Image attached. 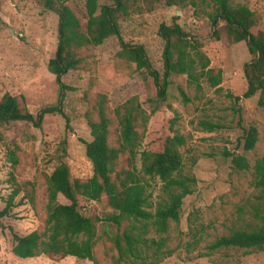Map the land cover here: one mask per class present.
<instances>
[{
    "label": "rangeland",
    "instance_id": "rangeland-1",
    "mask_svg": "<svg viewBox=\"0 0 264 264\" xmlns=\"http://www.w3.org/2000/svg\"><path fill=\"white\" fill-rule=\"evenodd\" d=\"M129 1V15L119 18L126 43L145 46L153 66L163 74L165 42L160 29L163 24L172 26L177 22L204 44L211 68L223 71L221 89L212 88L207 80H202L198 88L189 84L187 76L173 75L167 101L159 102L147 71L121 57L118 38L80 51V68L62 80L71 89L65 91L64 115H47L39 128L24 122L0 124V210L6 207L16 185L23 187L16 200L20 206L11 217L0 221V264H95L73 257L18 258L13 253L14 233L27 236L44 230L47 179L64 150L75 179L88 181L94 177V166L87 158L84 144L93 141L88 117L98 120L97 107L103 101L112 121L109 142L119 148L114 111L134 97L139 98L149 126L158 107H171L178 120L175 130L186 138L185 146L179 149L184 164L182 174L197 180L194 195L184 201L179 223L171 221L167 232H160L152 223L148 225L146 238L150 242L165 241L159 255L168 257L160 264H264V250L210 249L217 240L235 231L251 232L261 226L256 210L264 208V198L255 186V166L264 159V107L259 105V96L242 102L236 100L247 91L244 68L253 59L247 42L238 40V32L230 33L224 21L214 28L211 16L217 0H184L174 7L167 0ZM231 3L249 8L256 20L252 33H264V0H231ZM45 4L46 0H0V103L10 94L19 98L35 117L43 109L59 106L62 93L57 77L49 69L58 50L60 19ZM99 5L110 6L113 1L99 0ZM67 6L86 30V0H68ZM206 124L221 125L224 129L211 132ZM252 127L257 128L259 141L254 150L246 151L245 130ZM229 154L246 158L250 170L237 169ZM137 168L150 185L153 193L150 211L156 213L169 196L159 179L142 173L141 155ZM123 169H129L128 154L121 155L114 176ZM33 192L35 204L28 197ZM59 202L70 204L63 196ZM80 211L101 220L114 213L106 197L101 202L81 198ZM97 227V260L100 264H116L118 254L112 249V239L129 228L130 223L119 229L99 221ZM156 251L152 245L149 254Z\"/></svg>",
    "mask_w": 264,
    "mask_h": 264
},
{
    "label": "trees",
    "instance_id": "trees-1",
    "mask_svg": "<svg viewBox=\"0 0 264 264\" xmlns=\"http://www.w3.org/2000/svg\"><path fill=\"white\" fill-rule=\"evenodd\" d=\"M68 0H46V8L58 14L59 44L56 56L50 62L49 69L57 77L61 87L60 105L43 109L38 117L31 114L22 105L19 98L7 94L0 103V124L24 122L41 127L45 117L50 114L64 115L63 101L65 91L71 90L63 83V77L76 71L82 64L80 51L91 46H102L110 38L121 42V57L146 70L153 79L157 89L158 101L166 102L173 75L187 76L189 84L201 88V81L207 80L212 88L223 84L224 73L211 68V60L204 52V44L186 33L175 22L172 26L163 24L160 37L165 42L164 73L155 69L148 52L143 45L128 44L123 40L120 16H128L129 0H112L113 5L100 7L99 0H86L88 23L84 30L79 18L67 6ZM184 0H167L170 7L179 6ZM213 26L218 28L220 21L227 23L230 33L238 32V40L246 41L252 61L244 68L247 91L237 102L260 97L259 105L264 107V33L255 35L252 29L256 26L254 13L247 7L234 6L231 0H217L211 16ZM217 32V31H216ZM187 100V99H186ZM22 101L25 98L22 97ZM98 120L88 117L93 141L85 142L87 158L94 166V177L82 181L73 177L67 161V151L57 157V167L47 179L48 203L47 219L44 230L34 231L27 236L14 233L13 253L21 259L47 257L64 260L70 257L88 260L100 264L95 256L99 241L97 224L103 221L121 229L124 223L130 227L112 239V249L117 252L116 264H160L168 257H160L165 241H149L148 225L152 223L160 232H167L171 221H181L184 201L194 195L197 184L195 177L183 176V157L179 149L186 144V138L177 133V118L171 113V107H158L153 123L142 108L138 97L114 111L118 123L119 148L111 146L112 121L109 118L103 101L98 104ZM211 132L224 129L221 125L206 124ZM139 129L143 132L140 133ZM245 150L252 151L259 141L256 127L245 130ZM128 154L129 169L115 174V165L121 155ZM142 159V173L151 179H159L169 199L161 204L156 213H152L153 193L150 185L137 168L138 156ZM235 167L239 170H250L248 160L234 156ZM14 164L17 161L14 160ZM255 186L261 190L264 198V159L255 166ZM23 187L16 189L6 201V207L0 210V221L11 217L18 205L17 198ZM63 196L69 205L59 202ZM30 203L35 204L34 192L29 194ZM106 197L109 207L114 211L105 218L93 219L80 211V199L101 202ZM256 217L261 221L259 229L248 232L238 230L228 237L217 240L210 249L239 248L247 250H264V208L256 210ZM152 245L157 248L150 255ZM152 258V259H151ZM151 260V261H150Z\"/></svg>",
    "mask_w": 264,
    "mask_h": 264
}]
</instances>
